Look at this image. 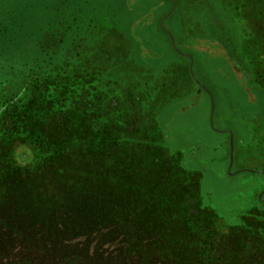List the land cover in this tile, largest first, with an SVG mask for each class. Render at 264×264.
Listing matches in <instances>:
<instances>
[{
    "label": "trees",
    "instance_id": "1",
    "mask_svg": "<svg viewBox=\"0 0 264 264\" xmlns=\"http://www.w3.org/2000/svg\"><path fill=\"white\" fill-rule=\"evenodd\" d=\"M231 2L246 26L227 36L228 57L264 108V0ZM98 18L71 40L67 26L49 29L50 44L22 57L19 89L6 81L13 72L0 74V264H264V226L216 228L156 116L119 124L83 82L125 76L133 62L118 22ZM139 68L141 80L159 76Z\"/></svg>",
    "mask_w": 264,
    "mask_h": 264
},
{
    "label": "rangeland",
    "instance_id": "2",
    "mask_svg": "<svg viewBox=\"0 0 264 264\" xmlns=\"http://www.w3.org/2000/svg\"><path fill=\"white\" fill-rule=\"evenodd\" d=\"M232 5L231 0H0V74L13 72L6 81L17 90L22 57L37 42L50 44L44 35L49 29L68 27L71 40L85 24L94 26V17H100L96 23L114 19L125 35L123 51L133 55L127 75L112 80L102 72L83 81L77 74L75 80L98 86L101 108L114 110L119 124L156 116L169 152L180 157L187 173L198 176L200 208L215 214L217 229L248 230L251 223L260 229L264 108L258 103L260 93L228 57L227 36L234 38L246 26L243 9L234 12ZM138 66L158 78L141 80ZM164 72L168 80L172 77L169 91L177 93L171 98L160 85ZM123 86L131 88L128 94ZM18 157L26 163L25 150Z\"/></svg>",
    "mask_w": 264,
    "mask_h": 264
},
{
    "label": "water",
    "instance_id": "3",
    "mask_svg": "<svg viewBox=\"0 0 264 264\" xmlns=\"http://www.w3.org/2000/svg\"><path fill=\"white\" fill-rule=\"evenodd\" d=\"M170 40H171V42H172V44H173V47H174V49L176 50V48H177V46H176V44H175V41H174V39L172 38V37H170ZM198 85V84H197ZM232 137L230 138V168H231V166H232V164H233V145H232Z\"/></svg>",
    "mask_w": 264,
    "mask_h": 264
}]
</instances>
